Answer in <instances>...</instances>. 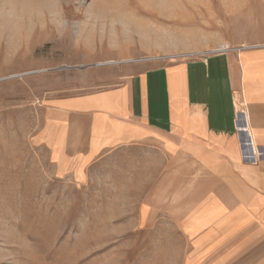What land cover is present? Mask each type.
I'll use <instances>...</instances> for the list:
<instances>
[{"label":"rangeland","instance_id":"1","mask_svg":"<svg viewBox=\"0 0 264 264\" xmlns=\"http://www.w3.org/2000/svg\"><path fill=\"white\" fill-rule=\"evenodd\" d=\"M259 37L264 0H0V264H177L180 240L131 238L121 157L85 185L55 176L45 107Z\"/></svg>","mask_w":264,"mask_h":264},{"label":"crops","instance_id":"2","mask_svg":"<svg viewBox=\"0 0 264 264\" xmlns=\"http://www.w3.org/2000/svg\"><path fill=\"white\" fill-rule=\"evenodd\" d=\"M248 45L51 100L36 139L55 176L129 160L132 239L180 240L177 264H264V37Z\"/></svg>","mask_w":264,"mask_h":264},{"label":"built area","instance_id":"3","mask_svg":"<svg viewBox=\"0 0 264 264\" xmlns=\"http://www.w3.org/2000/svg\"><path fill=\"white\" fill-rule=\"evenodd\" d=\"M226 51H230V50H226ZM218 52H222V51H213V52H210V53H218ZM210 53H207V54H210ZM204 55H206V54H204ZM204 55H202V56H204Z\"/></svg>","mask_w":264,"mask_h":264},{"label":"bare ground","instance_id":"4","mask_svg":"<svg viewBox=\"0 0 264 264\" xmlns=\"http://www.w3.org/2000/svg\"><path fill=\"white\" fill-rule=\"evenodd\" d=\"M112 63V62H111ZM104 64H106V63H104ZM245 146V145H244ZM249 146V145H248ZM256 152V151H255Z\"/></svg>","mask_w":264,"mask_h":264}]
</instances>
